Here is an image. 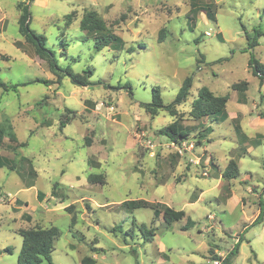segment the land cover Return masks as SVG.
I'll list each match as a JSON object with an SVG mask.
<instances>
[{
	"label": "rangeland",
	"instance_id": "1",
	"mask_svg": "<svg viewBox=\"0 0 264 264\" xmlns=\"http://www.w3.org/2000/svg\"><path fill=\"white\" fill-rule=\"evenodd\" d=\"M22 1L0 0V77L21 84L0 88V156L7 161L0 165V264H16L19 229L50 225L60 236L51 263L39 264H82L86 255L94 264H214L209 250L224 257L239 236L231 264H264V217L251 225L264 185V82L248 67L246 39L256 36L252 52L264 63V0L31 2L30 27L46 37L59 66L91 70L86 86L52 73L25 41L17 24ZM192 2L215 3V19L192 13ZM88 10L123 39L122 49H94L79 27ZM187 76L192 86L177 114L160 108L151 115L152 88L167 105ZM241 81L244 103L232 87ZM202 86L228 100L225 120L204 119L212 130L200 144L202 127L188 112ZM65 115L71 119L60 127ZM175 118L190 132L172 144L159 129ZM239 148L248 149L237 157L239 175L223 179ZM137 199L184 216L166 223L149 207L120 205ZM261 199L264 210V193Z\"/></svg>",
	"mask_w": 264,
	"mask_h": 264
},
{
	"label": "trees",
	"instance_id": "2",
	"mask_svg": "<svg viewBox=\"0 0 264 264\" xmlns=\"http://www.w3.org/2000/svg\"><path fill=\"white\" fill-rule=\"evenodd\" d=\"M34 0H24L17 4L19 9V16L17 19L18 31L24 37L25 41L34 46L36 54L39 58L43 59L52 73L58 74L59 72L68 76L70 81L77 85H91L89 77L91 76V70L85 69L82 73H75L72 71L70 66H65L64 68L59 66L57 58L53 50L47 47L46 37L37 33L30 27V13H29V4ZM215 3H204L201 5L191 3L190 11L196 13L197 11H203L207 18L214 20L215 11L213 9ZM80 29L86 34L87 37L93 40V47L96 51H100L105 47H110L115 50L122 49L124 46L123 39L117 35L110 26H108L105 21L97 14L95 10L86 11L81 19L79 20ZM258 33V32H257ZM164 37V30L160 29L158 32V41H162ZM247 39V48L250 49L248 67L251 69L253 75L259 78L260 83L264 82V63L260 62L255 58L252 49L258 44L256 36L250 37L246 34ZM62 46H66L67 43L61 41ZM129 50H131L129 48ZM41 81L43 83H49V80H32L31 82ZM192 77L187 76L184 78L178 92L175 95L174 100L164 105L160 89L158 86L152 88V99L150 102L145 103L146 109L151 115L155 114L158 109L164 108L172 116L176 115L175 106L184 102L189 95L191 86H192ZM21 85L19 83H7L0 77V88L7 90H15ZM233 89L238 93V101L244 103L245 96L244 91L246 89V82L241 81L232 85ZM228 97L226 95H214L207 87L202 86L198 89L196 97L193 98L191 102V108L188 112V115L191 120L197 121L198 124L202 127L195 138L197 143L201 142V139L207 137L211 132L212 128L210 125H205L204 119L213 120V121H223L227 118L226 112V102ZM264 117V114L262 115ZM71 119L70 116L65 115L60 120V127L65 126L66 123ZM236 129L238 130V125L236 124ZM190 130L187 127L179 128L178 120L175 118L165 126L159 129V133L167 137L170 142L180 143L185 140L189 134ZM4 134V129L0 127V142ZM9 138L12 141H16V138L13 134H9ZM208 140V139H207ZM19 146L24 145V143H19ZM245 149L241 148V153H244ZM6 160L0 156V165H5ZM239 175L238 164L235 159H230L224 169L221 172V177L223 179H231ZM94 176H89V179L92 180ZM264 193V185L260 191V197L258 200L259 210L256 217L253 219L251 225L260 223L264 217L263 202L261 195ZM40 198L41 195H38ZM123 207L128 209H134L139 207H149L153 210V215L158 217L162 216L163 220L166 223H171L183 218L184 210L182 209H173L165 204H152L142 199L137 200H126L120 204ZM66 209H71L70 206H67ZM75 222V215L71 216V224ZM192 222L187 218L186 227L191 226ZM143 233L152 234L151 229H146L144 225L140 227ZM246 229V228H245ZM17 233L21 236V246L17 255L16 264H39L43 259H46L51 263V251L53 250L54 241L60 236V231L56 226L50 225L47 227H29L19 229ZM243 237L239 238L234 243L231 251H229L224 257L217 256L213 254L212 250H209L213 260H219V264H231L232 257L235 256L238 252L239 244L241 243ZM9 249H7L8 251ZM82 264H94L95 259L91 256H84L81 259ZM175 264V263H172Z\"/></svg>",
	"mask_w": 264,
	"mask_h": 264
},
{
	"label": "crops",
	"instance_id": "3",
	"mask_svg": "<svg viewBox=\"0 0 264 264\" xmlns=\"http://www.w3.org/2000/svg\"><path fill=\"white\" fill-rule=\"evenodd\" d=\"M35 1H37V0H34L33 2H35ZM18 16H19V14H18ZM18 16H17V19H18ZM234 118H235V117H233L232 119H234ZM207 139H208V136H207L206 138H204V139H201L200 144L202 143V141L207 140ZM247 150H248V149H245L244 153H245ZM240 152H241V148H239L236 157H235V158H232V159H235V160L237 161V163H238L237 157L239 158V157L241 156V154H243V153H240ZM221 172H222V171H221ZM219 176L221 177V173H220ZM30 186H32V184H30Z\"/></svg>",
	"mask_w": 264,
	"mask_h": 264
},
{
	"label": "built area",
	"instance_id": "4",
	"mask_svg": "<svg viewBox=\"0 0 264 264\" xmlns=\"http://www.w3.org/2000/svg\"><path fill=\"white\" fill-rule=\"evenodd\" d=\"M171 143H172V144H175V143H173V142H171ZM219 262H220L219 260H214V261H213L214 264H219Z\"/></svg>",
	"mask_w": 264,
	"mask_h": 264
}]
</instances>
